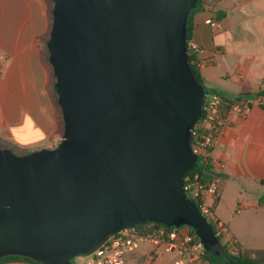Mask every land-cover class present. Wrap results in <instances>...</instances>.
I'll list each match as a JSON object with an SVG mask.
<instances>
[{
    "label": "water",
    "instance_id": "95a60500",
    "mask_svg": "<svg viewBox=\"0 0 264 264\" xmlns=\"http://www.w3.org/2000/svg\"><path fill=\"white\" fill-rule=\"evenodd\" d=\"M48 40L64 131L54 148L0 147V259L72 264L146 222L193 228L227 258L185 190L205 87L187 20L198 0H53Z\"/></svg>",
    "mask_w": 264,
    "mask_h": 264
},
{
    "label": "crops",
    "instance_id": "0c3cea01",
    "mask_svg": "<svg viewBox=\"0 0 264 264\" xmlns=\"http://www.w3.org/2000/svg\"><path fill=\"white\" fill-rule=\"evenodd\" d=\"M48 7V0H0L4 148H54L62 137L52 71L42 55ZM214 9L205 7L193 17L192 40L208 60L199 73L213 92L245 96L251 105L246 116L231 115V127L212 149L214 162L222 166L215 212L229 235L261 236L256 248L264 249V0H218ZM215 14L222 24L217 30L205 22ZM153 263L147 255L139 264ZM1 264L35 263L14 259Z\"/></svg>",
    "mask_w": 264,
    "mask_h": 264
},
{
    "label": "built area",
    "instance_id": "2783aa9c",
    "mask_svg": "<svg viewBox=\"0 0 264 264\" xmlns=\"http://www.w3.org/2000/svg\"><path fill=\"white\" fill-rule=\"evenodd\" d=\"M204 1L205 7L215 12L214 7L218 0ZM205 22L214 30L222 25L216 14L206 18ZM188 50L194 56L192 63L197 67L207 64L208 60L201 57L202 48L192 39L188 41ZM250 109V101L245 96L229 98L213 92L205 98L203 115L192 128L193 151L198 157L197 163L201 172L186 175L184 182L189 198L211 222L222 245L232 255H238L242 247L235 237L229 235L228 228L215 212L221 191L222 166L214 162L212 149L231 127V115L246 116ZM143 244L163 246L167 252L175 254V259L164 264H212L208 251L196 233L192 230L184 233L178 228L156 222H148L141 227L131 226L112 235L88 256L87 264H126V255ZM147 255L150 262L155 260L153 251H148Z\"/></svg>",
    "mask_w": 264,
    "mask_h": 264
},
{
    "label": "trees",
    "instance_id": "16d2710c",
    "mask_svg": "<svg viewBox=\"0 0 264 264\" xmlns=\"http://www.w3.org/2000/svg\"><path fill=\"white\" fill-rule=\"evenodd\" d=\"M53 6H54V2L53 0H49V7H48V17H49V24H50V30L49 32L43 37V41H42V55H43V59L46 62V64L49 66V68L52 71V77H53V87H54V92H55V102L58 108V116L61 122V126H62V134L64 131V120H63V114H62V109L61 106L59 105V101H58V94L55 91V83H56V76L54 74V70H53V66L50 62V51L48 49V40L50 38V32H51V27H52V22H53ZM205 8V1L204 0H198V4L196 5L195 8H193L188 16V20H187V30H188V41L192 39V31H193V17L194 15L203 10ZM189 53V50H188ZM190 57V62L192 67L194 68L198 78L200 79V81L202 82V84L205 87V91H206V95L205 98L213 93V91L208 88L205 83L203 78L201 77L198 67L192 63V60L194 58V56L192 54H189ZM13 150V152H15L16 154H26V153H30L32 151L30 150H25V149H17V148H11ZM196 171H200L201 172V168L199 167V164L196 163V165L188 172V174H194ZM207 172V170H206ZM187 174V175H188ZM148 223V222H146ZM145 223L142 224H138L137 226H143ZM170 228H180L179 227H174V226H168ZM182 227V226H181ZM189 227V226H188ZM191 228V227H189ZM192 232L195 233V231L193 230V228H191ZM219 240L221 241V238L218 237ZM240 247H242L241 252L238 255H232L230 253H228L227 249L225 246V252L227 255V258L224 259L223 257H219L222 259V263L221 264H264V249H250L247 247L242 246L239 243ZM209 253V257L211 258L212 264H217L215 262V260L213 259V254L208 251ZM25 260V261H29V262H33L35 264H40L38 262H36L35 260L29 258V257H24V256H16V255H9V256H5L3 258L0 259V264L7 261V260Z\"/></svg>",
    "mask_w": 264,
    "mask_h": 264
},
{
    "label": "rangeland",
    "instance_id": "374dc122",
    "mask_svg": "<svg viewBox=\"0 0 264 264\" xmlns=\"http://www.w3.org/2000/svg\"><path fill=\"white\" fill-rule=\"evenodd\" d=\"M49 30H50V24H49ZM43 37H42V41H43ZM0 147H3V146H0ZM187 228L189 227L184 225L182 227L180 226L179 229L184 231ZM186 232L187 231H184V233ZM233 237L240 239L242 244L247 246V248H250V249H257L256 245L260 243L259 239L261 238V236H233ZM148 251H153V253L155 254V260L153 264H164L165 262L171 261L176 258L174 253L167 252L163 246L156 247L150 244H143L135 251H132L126 255V258H125L126 264L141 263V260L147 257ZM212 256L217 264H221L223 262L221 258L216 257L214 254ZM88 261H89L88 256H78L73 259L72 264H87Z\"/></svg>",
    "mask_w": 264,
    "mask_h": 264
}]
</instances>
